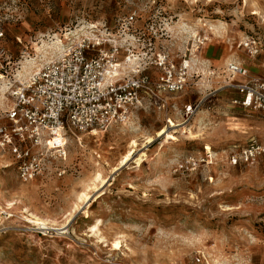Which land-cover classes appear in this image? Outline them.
Wrapping results in <instances>:
<instances>
[{
  "label": "rangeland",
  "instance_id": "obj_1",
  "mask_svg": "<svg viewBox=\"0 0 264 264\" xmlns=\"http://www.w3.org/2000/svg\"><path fill=\"white\" fill-rule=\"evenodd\" d=\"M259 1L0 0L8 78H27L26 60L56 36L66 48L95 34L150 59L166 54L178 71L190 65L186 87L163 94L165 106L148 101L125 124L69 133L66 159L49 152L32 180L0 147V264H264V157L228 161L250 136L264 141V119L233 106L234 92H215L229 62L264 79ZM2 85L0 114L11 105ZM162 129L172 137L165 144ZM190 154L196 169L175 172Z\"/></svg>",
  "mask_w": 264,
  "mask_h": 264
},
{
  "label": "built area",
  "instance_id": "obj_2",
  "mask_svg": "<svg viewBox=\"0 0 264 264\" xmlns=\"http://www.w3.org/2000/svg\"><path fill=\"white\" fill-rule=\"evenodd\" d=\"M135 15L130 14L127 22L132 24ZM3 36L0 30V39ZM93 36L77 39L25 79L5 75L10 61L5 46L0 45V76L8 78L11 100L0 114V147L12 152L22 181L32 180L43 171L51 151L66 159L69 133L104 131L113 124H125L148 101L165 106L163 94L184 90L190 79L188 60L178 71L166 54L150 59L130 43L121 45L116 39ZM244 47L252 55L259 52L255 40H249ZM152 67L161 70L156 77L150 75ZM226 70L227 79L215 92L236 93L230 100L233 106L264 119V79L250 76L248 68L238 62H229ZM195 108L193 104L186 105L187 115ZM209 152L203 161H210ZM261 157L264 141L251 136L244 145L231 147L228 161L236 166ZM199 162L190 154L176 163L174 171L194 170ZM196 260L201 261L200 257Z\"/></svg>",
  "mask_w": 264,
  "mask_h": 264
},
{
  "label": "bare ground",
  "instance_id": "obj_3",
  "mask_svg": "<svg viewBox=\"0 0 264 264\" xmlns=\"http://www.w3.org/2000/svg\"><path fill=\"white\" fill-rule=\"evenodd\" d=\"M93 27H95L93 25ZM188 32V30L186 31ZM194 32V31H193ZM76 34V33H75ZM78 38V37H77ZM48 42V43H47ZM45 42V44L43 45L42 49L47 46V49H44V54L42 55L41 58L37 57H31L28 58L26 60V66L25 71L27 72V74H31L33 71H36L37 69H39L44 63L51 61L52 59H54V56H60L65 48V44L64 41L62 39H60L59 37L56 36L55 40H52V42L49 43V41ZM42 46V45H41ZM41 48V47H40ZM24 64V63H23ZM23 71V70H22ZM21 71V72H22ZM25 74V73H24ZM19 76V75H18ZM27 76V75H26ZM20 77V76H19ZM23 77V76H22ZM6 77L4 75L0 76V83L3 82V84H5V86H7V84L3 81V79H5ZM24 78V77H23ZM8 82V81H7ZM9 85V84H8ZM5 90L4 85L0 86V93L3 94ZM7 90H8V86H7ZM1 97V96H0ZM171 124L173 126H178L181 125L177 124L175 122H173L171 120ZM96 133V132H95ZM158 136H164L166 135V140L164 142V144L167 142V138H172L170 134H167V130L166 129H162L158 132L157 134ZM135 144V143H134ZM127 160V159H126Z\"/></svg>",
  "mask_w": 264,
  "mask_h": 264
},
{
  "label": "crops",
  "instance_id": "obj_4",
  "mask_svg": "<svg viewBox=\"0 0 264 264\" xmlns=\"http://www.w3.org/2000/svg\"><path fill=\"white\" fill-rule=\"evenodd\" d=\"M252 1H254V0H252ZM258 8H259V9H263V8H264V5H263L260 1H259ZM235 94H236V93H234V95H235ZM234 95H233V96H234ZM240 109H241V108H240ZM242 110H243V109H242ZM243 111H245V110H243ZM246 112H248V111H246ZM248 113H250V112H248ZM243 123H244V122H239V124H243ZM250 137H251V136H250ZM250 137H249V138H250Z\"/></svg>",
  "mask_w": 264,
  "mask_h": 264
}]
</instances>
